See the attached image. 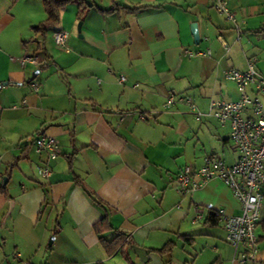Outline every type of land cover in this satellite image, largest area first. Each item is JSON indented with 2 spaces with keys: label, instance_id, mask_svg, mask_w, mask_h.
<instances>
[{
  "label": "crops",
  "instance_id": "1",
  "mask_svg": "<svg viewBox=\"0 0 264 264\" xmlns=\"http://www.w3.org/2000/svg\"><path fill=\"white\" fill-rule=\"evenodd\" d=\"M226 1L239 31L213 0H84L80 19L71 2L41 43L33 27L46 18L43 0H0V264H240L221 222L209 221L211 211L241 213L227 185L211 179L186 195L173 185L210 155L236 162L230 123L208 105L240 98L227 69L252 60L264 74V0ZM27 55L43 65L22 63ZM170 95L190 96L202 115L182 102L164 107ZM37 133L57 140V158L35 151ZM31 161L51 174L30 177ZM15 168L23 179L10 190ZM256 234V258L243 264H264V212ZM117 237L107 251L101 238Z\"/></svg>",
  "mask_w": 264,
  "mask_h": 264
},
{
  "label": "built area",
  "instance_id": "2",
  "mask_svg": "<svg viewBox=\"0 0 264 264\" xmlns=\"http://www.w3.org/2000/svg\"><path fill=\"white\" fill-rule=\"evenodd\" d=\"M213 6L231 20L238 31L240 30L226 0H213ZM53 40L58 48L69 49L65 32H54ZM219 40L227 49V43L221 37ZM197 54L209 55L210 51H198ZM21 62H28L37 67L44 63L38 55H27ZM223 76L236 84L240 98L236 101L211 100L208 115L221 123H230V138L238 152V158L235 163L227 165L218 157L210 155L201 167L194 170L190 167L182 169L176 175L173 185L181 195L199 189L211 179H220L227 185L233 197L239 201L241 213L227 215L223 211H216V214L225 231V240L234 247V260L243 264L256 258L259 249L256 226L264 207V102L260 99L264 96V74L257 71L253 61L249 60L245 70L229 68ZM119 80L123 81L124 77L120 76ZM250 85H253L257 96L250 97L247 94L246 90ZM32 88L37 91L38 85L34 83ZM176 102L187 104L197 117L202 115L187 95L168 96L164 107H170ZM22 104H25V101ZM246 111H250V114H245ZM33 144L35 151L46 155L47 159H55L60 153L59 144L51 135L37 133ZM38 173L41 177H48L51 169L47 164L40 165Z\"/></svg>",
  "mask_w": 264,
  "mask_h": 264
},
{
  "label": "trees",
  "instance_id": "3",
  "mask_svg": "<svg viewBox=\"0 0 264 264\" xmlns=\"http://www.w3.org/2000/svg\"><path fill=\"white\" fill-rule=\"evenodd\" d=\"M71 2L77 3L78 5L77 17L80 19L84 9V0H43L46 18L40 24L33 27L34 33L39 36L37 40H41L42 43L48 28L54 25L59 20V13L61 8H63L66 4ZM3 187L4 185L0 183V189H2ZM209 221L214 224L219 221L216 211L210 212ZM101 241L106 247L107 251L110 252L112 248L114 249L119 244L120 239H118L117 237V239L113 241V244L111 242H107L102 238ZM169 246H170L169 244L165 245L160 249V251H165L166 249H168Z\"/></svg>",
  "mask_w": 264,
  "mask_h": 264
},
{
  "label": "rangeland",
  "instance_id": "4",
  "mask_svg": "<svg viewBox=\"0 0 264 264\" xmlns=\"http://www.w3.org/2000/svg\"><path fill=\"white\" fill-rule=\"evenodd\" d=\"M91 1V0H89ZM96 2H98V0H95ZM78 23L79 21H77V24H76V29H75V34L78 35ZM52 32H53V28H50L46 34V40H50L51 41V37H52ZM32 70H35L36 67H32ZM51 66L49 65L47 68H43L41 69L40 73L38 74V80H40L42 82V80H44L45 78H47L48 76H50V71H51ZM24 165V164H23ZM27 172L24 171V173L28 174L30 177H34V178H41L40 175L38 174V168L35 164V162L31 161L28 163L27 165ZM23 177L21 176V172L18 171L17 168L13 169L12 173H11V177H10V181H9V184H8V188L10 190H12L14 187H17L18 184H19V181L22 180ZM43 179V178H41ZM45 180V178L43 179ZM262 212L264 211H261L260 215L262 214ZM51 237V236H50ZM49 237V239H50Z\"/></svg>",
  "mask_w": 264,
  "mask_h": 264
},
{
  "label": "water",
  "instance_id": "5",
  "mask_svg": "<svg viewBox=\"0 0 264 264\" xmlns=\"http://www.w3.org/2000/svg\"><path fill=\"white\" fill-rule=\"evenodd\" d=\"M80 27H81V22L78 23V31H80ZM191 32L193 34V37H194L195 42H197L198 39H199V33H198V30H197L196 23H192L191 24ZM79 36L81 37L82 35L79 34ZM33 73L34 74L38 73V69L34 70ZM3 84H6V82H4ZM0 86H1V84H0ZM6 182H7V179H6V177H4L3 184H5ZM52 239H53V237H50L49 243H48L49 245L51 244Z\"/></svg>",
  "mask_w": 264,
  "mask_h": 264
}]
</instances>
